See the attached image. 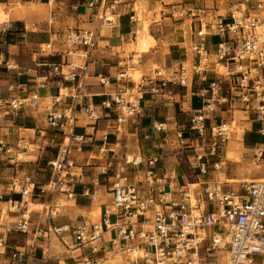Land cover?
<instances>
[{
  "label": "built area",
  "instance_id": "2783aa9c",
  "mask_svg": "<svg viewBox=\"0 0 264 264\" xmlns=\"http://www.w3.org/2000/svg\"><path fill=\"white\" fill-rule=\"evenodd\" d=\"M20 2L24 0H19ZM248 0H245L247 2ZM121 0H85L87 10H97V18L103 25H112L114 11ZM195 9L187 10L192 15ZM264 0H257L251 11L245 4L232 8L228 16H213L200 20L201 29L197 37L204 38L209 32L221 37L211 60V53L204 42L192 45L194 57L190 62L176 65L173 69L153 68L147 75L134 80L133 72L141 63V57L134 54L118 63L119 73L116 82L120 89L111 93L101 102L100 108L112 111L121 130L140 114L141 102L147 95H163L170 85L188 87L192 78L201 75L200 82L206 86L193 95L202 101V107L189 120V132L203 140L206 134V116L215 111L216 104L225 102L221 97L219 82H208L206 75L213 73L218 77L235 81L232 98L241 100L246 106L252 104L258 132L264 136ZM256 12V13H253ZM184 12L177 14L183 17ZM132 19V18H131ZM13 28L9 21L0 23V37L6 36ZM98 30H69L64 36L66 54L77 55L81 63H53L46 66V73L35 78L38 89L52 85L57 89L49 97L46 105L40 103L37 95L20 96L27 91V84H9V97L0 99V108L6 114L16 117L20 110L31 108L43 110V118L48 130L52 131L50 144L61 141L56 156L46 163L49 178L38 184L28 175L13 178L8 192L19 196L7 208V218L14 215V223L3 224V236L0 248L5 253L11 234L28 235L31 233L29 200L47 198L43 205L46 218L45 228L35 229V235L45 241V247L36 255L17 248L9 254L10 264H48L52 259L50 237L54 236L58 244L71 252L89 251L73 258V264H104L109 258H124V264H256V256L264 257V177L257 180H242L225 190L223 183L189 184L174 189L166 179L158 176L157 157L143 159L141 156H118L106 146L108 134H103V144L98 148L97 160L101 163L102 174L110 182L112 205L109 211L99 215L97 220L78 222L74 225L56 227L52 224L63 204L58 200L64 197L72 200L74 194L67 180L68 172L77 166L75 154L83 152V136L75 133L77 114L85 115L90 121L99 119L96 107L84 101V85L88 79V67L97 49ZM85 50L77 53L76 47ZM51 51L49 44L42 52ZM15 72L21 76L24 72L13 63L6 62L0 55V68ZM37 67H40L38 65ZM100 84L106 86L109 81L100 76ZM66 101V102H65ZM68 101V103H67ZM164 124L154 122L152 129L165 132ZM118 131V132H119ZM210 136L216 140L208 147L210 156H216L219 146L228 138L227 125L220 123L210 128ZM31 143L20 140L10 144L0 140V160L14 159L23 162L20 156H27ZM196 159L200 162L204 156L199 148ZM261 152L260 155L262 156ZM144 170V180L135 183L130 171ZM194 167V166H193ZM204 169V164L200 165ZM214 169L218 170L217 165ZM139 185L146 190L140 191ZM95 196L93 193L92 199ZM2 196H0V199ZM31 202V201H30ZM4 212H1L0 223ZM225 252L223 261L218 259L219 252ZM211 260V263H205ZM57 264H68L59 259ZM261 264H264L262 260Z\"/></svg>",
  "mask_w": 264,
  "mask_h": 264
},
{
  "label": "crops",
  "instance_id": "0c3cea01",
  "mask_svg": "<svg viewBox=\"0 0 264 264\" xmlns=\"http://www.w3.org/2000/svg\"><path fill=\"white\" fill-rule=\"evenodd\" d=\"M114 11L115 22L112 25L99 27L97 10H87L85 0H0V14L5 15L13 28L6 36L0 37V55L6 62L17 65L22 71L31 69L30 73L16 76L15 72L0 68V99L9 97L7 87L9 84H27V91L20 96L37 95L40 103L46 105L49 97L57 93L52 85L38 89L35 78L46 73V66L53 63L75 64L81 59L73 54H66L64 45L65 33L69 30L91 29L98 30L97 49L88 67V79L84 85V101L96 107L99 117L97 121H90L85 115L77 114L75 133L83 136L81 144H74V148L82 146L83 152L75 154L78 160L76 167L68 172L67 180L74 194L72 200L59 197L63 206L59 209L57 217L52 224L56 227L74 225L78 222L89 223L91 214L98 209L99 215L109 211L112 205L110 193L111 180L102 174L101 163L97 160L98 148L103 144V134H108L106 146L118 156H141L143 159L158 158L156 172L158 176L166 179L174 189L189 184L223 183L224 189L229 190L242 180H257L251 168L252 153L257 147H264V138H258L259 124L253 128L251 124L244 123L240 134L234 139L227 138L225 144L219 146L216 156L208 153L211 143L217 141L210 136V128L220 123L229 124L235 120V114H254L252 104L246 106L241 100L232 98L235 93V81L225 77H218L213 73L206 75L208 82L218 81L222 91L221 97L225 102L216 104L215 111L206 116V134L203 140L189 132V120L202 107V101L193 95V92L204 88L205 83L200 82L201 75L192 78L188 87L170 85L163 95L149 96L141 102V112L135 116L128 125L120 131L112 111L103 110L100 104L108 96L120 89L121 82H116L120 69L118 63L123 58H130L135 52L144 50L150 39L153 44L147 52L141 54L139 69L142 75H147L154 67L173 69L176 65L190 62L194 57L191 52L193 44L204 42L211 53V60L217 43L221 41L215 33L209 32L204 38L197 37L201 29L200 20L209 23L210 17L216 13L208 11L205 6L208 1L202 0H121ZM250 1V0H249ZM248 1L249 10L255 8L257 0ZM195 9L192 15L187 10ZM184 12L183 17L177 14ZM256 13V12H253ZM264 17V11L261 12ZM132 18V19H131ZM224 18V17H223ZM1 19V18H0ZM147 34L146 41L139 43L142 35ZM49 44L51 51L42 52L43 46ZM84 47H76L74 51L80 53ZM144 52V51H143ZM40 65V67H37ZM100 76L106 78L109 84H100ZM66 102V101H65ZM68 103V101H67ZM6 108H0V140L15 144L20 140L29 141L31 152L27 153V160L15 162L14 159L0 160V207L9 206L10 202L19 200V196L8 192L13 178L28 175L42 184L49 178L46 163L56 156L61 141L56 137V143L50 144L52 131L48 130L43 118L42 108L33 110L25 108L19 111L16 117L6 114ZM164 124L165 132H156L152 124ZM119 131V132H118ZM261 135V134H260ZM261 137H264L261 135ZM199 148H203L204 158L199 162ZM260 153V152H259ZM204 169L200 170V165ZM217 165L218 170L214 169ZM254 165V164H253ZM194 166V167H193ZM22 167V173L19 168ZM21 170V169H20ZM144 170L137 173L130 171L131 180L139 183L144 180ZM224 181H220L221 178ZM139 190H146L139 185ZM93 193L95 196L92 199ZM46 197L34 198L32 203L43 206ZM34 206V205H33ZM99 217V216H98ZM97 217V218H98ZM31 233L20 235L13 233L8 238L5 253L8 255L17 249L27 251L36 250V255L45 247V241L35 235V229L45 228L46 218L43 212H32ZM14 223V215H9L0 223V238L3 236V224ZM52 246V259L48 264H57L63 259L73 264V258L89 251L79 250L66 252L54 236L50 237ZM54 244V246H53ZM261 261L255 262L261 264ZM255 258V257H254ZM109 258L104 264H124V258ZM117 260V261H116ZM224 260V259H223ZM221 260V261H223Z\"/></svg>",
  "mask_w": 264,
  "mask_h": 264
},
{
  "label": "rangeland",
  "instance_id": "374dc122",
  "mask_svg": "<svg viewBox=\"0 0 264 264\" xmlns=\"http://www.w3.org/2000/svg\"><path fill=\"white\" fill-rule=\"evenodd\" d=\"M206 1H208V3L205 5V6H207L206 9H208V11H212L213 13H216V15L219 17H226V16H228L229 11L232 8H238L239 5H242V4H245L247 7L249 0L247 2H245V0H202L201 2H206ZM252 6H253V4L249 5L248 7L251 8ZM0 18H1L0 23L8 20V18L6 16H3L2 13L0 14ZM141 35L142 36L140 38H138L139 43L146 41L148 38L147 34L146 35L141 34ZM152 44H153V41H152V39H150V44H148V46H146L144 50H141L142 52H139V53L135 52L134 54L141 56V54L147 52V50L149 49V47ZM154 68H157V67H154ZM141 76H142V72L140 71L139 66H136V70L133 72L134 80H136V81L139 80V78ZM254 119H255V116L251 113H249L248 116L247 115L242 116V114L236 113L235 114V120L232 123L227 124L228 138L230 140L236 138L235 136H238L240 134L242 128L245 126L244 123L251 124ZM257 124L258 123L253 122L252 123L253 128H257L258 127ZM257 136H258V138H264V137H261L260 134H257ZM30 150H33L32 147L30 148ZM259 152L260 153L264 152V147H257L252 153L251 168L255 172V177H254L255 179H260V178L264 177V153H262V156H261L259 154ZM20 160H23V161L27 160V156H20ZM22 169H23L22 167L19 168V173H22ZM224 180L225 179L223 177L220 179V181H224ZM32 199H34V198H32ZM29 203H32V200H29ZM62 203L64 204V202H62ZM8 207L9 206L0 207V215H1V212L3 211L4 212V215H3L4 220L7 219V215L5 213L7 212ZM42 209H43V206L35 205L34 203L29 205V210H31L32 212H34V211L42 212ZM99 214H100L99 211L95 212L94 214L92 213L91 214V220L92 221L97 220V217L99 216ZM53 246H54V244H53ZM87 254H89V253L87 252ZM225 256L226 255H225L224 251L219 252L218 259L223 260L225 258ZM118 260H120V259L118 258ZM253 260L255 262H259V261H261V258L255 257V258H253ZM205 263H211V260H207ZM0 264H8V255H7V252L3 253V248H0Z\"/></svg>",
  "mask_w": 264,
  "mask_h": 264
},
{
  "label": "bare ground",
  "instance_id": "6f19581e",
  "mask_svg": "<svg viewBox=\"0 0 264 264\" xmlns=\"http://www.w3.org/2000/svg\"><path fill=\"white\" fill-rule=\"evenodd\" d=\"M3 16H5V15H3ZM259 154H260V153H259ZM97 211H99V210L97 209L96 212H97ZM99 212H100V211H99Z\"/></svg>",
  "mask_w": 264,
  "mask_h": 264
}]
</instances>
